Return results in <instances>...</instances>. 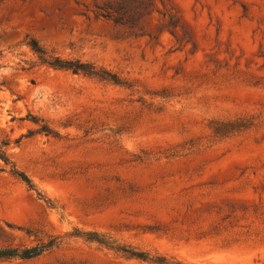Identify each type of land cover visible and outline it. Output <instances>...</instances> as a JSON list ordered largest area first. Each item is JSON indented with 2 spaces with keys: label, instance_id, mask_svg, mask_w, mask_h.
Instances as JSON below:
<instances>
[{
  "label": "rangeland",
  "instance_id": "374dc122",
  "mask_svg": "<svg viewBox=\"0 0 264 264\" xmlns=\"http://www.w3.org/2000/svg\"><path fill=\"white\" fill-rule=\"evenodd\" d=\"M0 153V264H264V0H0Z\"/></svg>",
  "mask_w": 264,
  "mask_h": 264
},
{
  "label": "trees",
  "instance_id": "16d2710c",
  "mask_svg": "<svg viewBox=\"0 0 264 264\" xmlns=\"http://www.w3.org/2000/svg\"><path fill=\"white\" fill-rule=\"evenodd\" d=\"M100 15L103 17H111V14L108 13L107 11L100 9ZM113 20L115 22H121L123 17L117 13L116 17H113ZM31 48L32 50L37 53L38 55H44L43 51L39 47H37L35 42H31ZM48 64L52 67L58 68V69H65V70H71L74 73H83L88 76H97L101 79L105 80H112L113 82L114 79H107L100 75L98 72L92 71V68L89 67L88 65L82 64L79 61H61L58 59L53 60L52 62H48ZM0 158L4 159L3 155L0 153ZM23 181H25L27 184H30L29 180L25 175L20 174L19 175ZM43 251V247H34L30 249H24L23 251H17V250H11V249H4L0 250V259L4 258H12V257H18L20 259H31L34 257L39 256ZM140 256V255H137Z\"/></svg>",
  "mask_w": 264,
  "mask_h": 264
}]
</instances>
